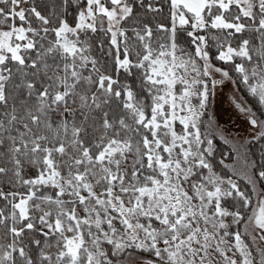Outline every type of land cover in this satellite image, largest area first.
Instances as JSON below:
<instances>
[{"label": "snow or ice", "instance_id": "snow-or-ice-1", "mask_svg": "<svg viewBox=\"0 0 264 264\" xmlns=\"http://www.w3.org/2000/svg\"><path fill=\"white\" fill-rule=\"evenodd\" d=\"M0 264H264V0H0Z\"/></svg>", "mask_w": 264, "mask_h": 264}]
</instances>
